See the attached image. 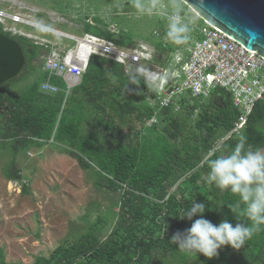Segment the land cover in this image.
Wrapping results in <instances>:
<instances>
[{"label": "trees", "instance_id": "obj_1", "mask_svg": "<svg viewBox=\"0 0 264 264\" xmlns=\"http://www.w3.org/2000/svg\"><path fill=\"white\" fill-rule=\"evenodd\" d=\"M52 1L56 7L62 0ZM153 17L154 27L148 35L134 34L131 27L108 29L109 23L98 16L93 17L94 23L85 21L82 31L120 47L133 44L136 35L152 43L159 53L178 49L160 37L166 35L165 18ZM120 22L119 17L114 20L117 25H122ZM0 32L10 33L1 23ZM192 32L197 33L196 29ZM9 36L19 41L25 54L23 68L28 76L23 79L34 78L19 90L10 88L19 75L0 84V139L12 142V150L18 145L56 143L76 158L82 169L90 168L97 186L120 191L117 218L106 235L99 233L98 224L105 221L98 216L86 231L72 240L65 238L29 264H154L158 257H183L188 254L180 252L171 237L201 218L178 219L193 199L205 204L203 218L213 224L225 219L233 225L248 223L243 216L238 220L227 206L238 201L237 195L205 183L207 168L201 161L222 136L231 137L227 143L234 147L242 132L249 145L264 147V95L252 105L241 130L229 133L240 111L222 88L213 89L208 97L184 92L176 101L172 97L168 105H160L157 90L142 75L93 53L80 81L65 94L61 77H49L40 69L41 62L30 63L41 46L24 35ZM153 61L166 65L156 57ZM142 63L148 66L152 62L143 59ZM44 80L59 89L55 93L41 91ZM153 117L154 122L146 124ZM133 121L139 123L137 131L122 134L124 126L132 129ZM14 177H19L16 169ZM22 188L25 191V185ZM196 258L203 264H264V227L238 250L224 246L211 260L200 254ZM0 264L23 263L6 261L0 247Z\"/></svg>", "mask_w": 264, "mask_h": 264}, {"label": "rangeland", "instance_id": "obj_2", "mask_svg": "<svg viewBox=\"0 0 264 264\" xmlns=\"http://www.w3.org/2000/svg\"><path fill=\"white\" fill-rule=\"evenodd\" d=\"M144 2L150 3L151 0H144ZM157 2L167 9L171 0H157ZM177 2L184 10L182 16L190 23L192 31L203 24L201 18L187 4L182 0ZM53 5L52 0H0V11L48 25L64 33L63 35L33 27L21 20L17 22L7 18L2 19L0 23L3 29L10 31L9 35L12 33L24 35L38 44H43L36 62L43 58L45 61L46 56L52 52H55V57L70 55L76 47L73 36L92 34L84 33L82 27L85 21L94 23V16L108 22V29L118 30L122 27L127 30L131 27L134 34L148 35L154 27L153 16L159 15L155 12L151 15L139 12L134 7L133 0H62L60 4H55L56 7ZM115 16L120 18L122 25L114 23L117 18ZM163 24L167 29L166 19ZM192 31L190 39L179 45L169 40L166 35H161L164 42L179 46L178 49L169 51L167 54L159 53L152 43L136 35L132 37L133 44L128 43L120 47L112 43L117 49L125 52L147 49V53L143 54L148 61L152 62L151 65L147 66L142 61L134 63L127 60L123 63L125 71L130 68L139 74L138 68H144L146 70L144 74L139 75L145 78L147 72L157 70L160 76L172 83L175 80H181L177 74L180 73V61L184 59L187 47L195 38V32ZM153 57L164 61L166 65L155 63ZM40 69L45 70L43 66ZM150 74L153 76L154 72ZM18 75L20 79L11 85V89L19 90L34 78V75H30L27 79H23L28 76L24 68ZM48 76L51 75L48 74ZM179 95L174 96L175 101ZM132 123L134 125L132 129L129 130L124 126L122 134L137 131L139 123L135 121ZM131 135L133 133H130ZM11 144L10 141L3 142L0 139V247L6 261L29 264L37 255L48 253L65 238L72 240L86 231L89 224L95 222L98 216L103 217L105 221L103 225L99 222V233L104 236L109 232L120 208V191L97 186L90 168L82 169L77 159L65 150L59 149L56 143L49 142L40 146L32 144L27 147L18 145L15 150L9 148ZM15 169L19 175L18 178L14 177ZM23 185H25V191H23ZM164 262L203 264L201 260L191 255L158 257L154 264ZM218 264L224 263L221 261Z\"/></svg>", "mask_w": 264, "mask_h": 264}, {"label": "built area", "instance_id": "obj_3", "mask_svg": "<svg viewBox=\"0 0 264 264\" xmlns=\"http://www.w3.org/2000/svg\"><path fill=\"white\" fill-rule=\"evenodd\" d=\"M6 17L12 21L21 20L19 16L6 15L0 11V22ZM202 21L203 24L196 27L197 33L187 47L184 59L180 61V73L177 76L181 80L167 82L157 70L147 72L144 79L157 90L160 105H168L172 97L184 92H189L195 97H208L213 89H224L229 93L232 104L240 111L229 133L239 132L254 102L264 95V57L246 49L209 22ZM73 38L77 45L83 41L89 43L87 45L92 49L89 56L93 53L100 54L122 64L127 60L134 63L147 60L143 54L147 53V49L125 52L117 49L112 41L92 34ZM55 55V52H52L46 56L43 69L48 74L61 77L65 83V94H68L80 81L89 57L87 61L82 62L72 52L61 57ZM144 71V68H138L139 74H144ZM150 72H154V75ZM58 89L57 85L48 80L40 84V90L43 92L55 93ZM154 120L153 117L146 124H151Z\"/></svg>", "mask_w": 264, "mask_h": 264}, {"label": "clouds", "instance_id": "obj_4", "mask_svg": "<svg viewBox=\"0 0 264 264\" xmlns=\"http://www.w3.org/2000/svg\"><path fill=\"white\" fill-rule=\"evenodd\" d=\"M202 2V0H201ZM134 7L141 13L159 14L167 21L166 36L175 44L186 43L190 39L192 27L181 13L177 0H171L168 8L159 5L157 0L145 3L144 0H133ZM229 136L218 138L214 146L204 156L201 163L206 166L205 183L220 192L228 191L239 197L236 203L228 204V208L239 220L246 217L248 223L233 225L226 219L218 224L203 218L204 203H196L193 199L189 207L179 215L178 219L192 221L191 226L183 232H176L171 242L178 250L191 256L203 255L206 259L218 256V250L228 246L240 249L254 233L264 227V147L251 146L247 137L240 133L234 147L228 146ZM244 208L241 210L240 205Z\"/></svg>", "mask_w": 264, "mask_h": 264}, {"label": "water", "instance_id": "obj_5", "mask_svg": "<svg viewBox=\"0 0 264 264\" xmlns=\"http://www.w3.org/2000/svg\"><path fill=\"white\" fill-rule=\"evenodd\" d=\"M182 1L201 20L209 22L246 49L264 57V0ZM51 31L64 35L63 32ZM24 64L25 58L20 44L0 32V84L16 77Z\"/></svg>", "mask_w": 264, "mask_h": 264}, {"label": "flooded vegetation", "instance_id": "obj_6", "mask_svg": "<svg viewBox=\"0 0 264 264\" xmlns=\"http://www.w3.org/2000/svg\"><path fill=\"white\" fill-rule=\"evenodd\" d=\"M6 15H10L9 13H7L6 11L4 12ZM7 19H8V17H6ZM5 18V19H6ZM20 18V17H19ZM21 20H22V22L23 23H26V24H30V25H32L33 27H37V28H41V29H44V30H47V31H51V30H55V29H53V28H51V27H49L48 25H45V24H41V23H36V22H33V21H28V20H25V19H22V18H20ZM51 29V30H50ZM4 31H5V29H3ZM2 33V32H1ZM12 33V32H11ZM5 34V33H4ZM14 33H12V35H13ZM7 35V34H6ZM9 36V35H8ZM11 37V36H10ZM12 38V37H11ZM12 39H14L15 41H17L18 43H19V41L18 40H16L15 38H12ZM34 42V41H33ZM34 43H36V42H34ZM20 44V43H19ZM36 44H38V43H36ZM38 45H40L41 46V48H43V44H41V43H39ZM46 45V44H45ZM21 46V45H20ZM47 46V45H46ZM40 48V49H41ZM21 49H22V47H21ZM22 53H23V49H22ZM23 55H24V58H25V54L23 53ZM39 55V54H38ZM36 59H37V57H35V58H33L32 59V61L30 62L31 64H39L40 62L41 63H44V58L40 61H37L36 62ZM25 64H26V59H25ZM24 64V65H25Z\"/></svg>", "mask_w": 264, "mask_h": 264}, {"label": "bare ground", "instance_id": "obj_7", "mask_svg": "<svg viewBox=\"0 0 264 264\" xmlns=\"http://www.w3.org/2000/svg\"><path fill=\"white\" fill-rule=\"evenodd\" d=\"M83 42H79L80 44L75 47V50L72 51V53L76 58L80 59L82 62H85L87 61V58L89 57V54L91 53L92 49L89 45H87L89 44L88 42Z\"/></svg>", "mask_w": 264, "mask_h": 264}]
</instances>
